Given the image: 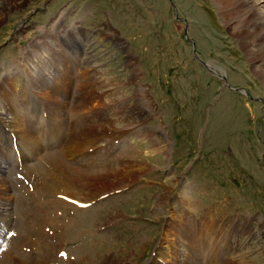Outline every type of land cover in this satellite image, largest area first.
Segmentation results:
<instances>
[{
    "label": "rangeland",
    "instance_id": "obj_1",
    "mask_svg": "<svg viewBox=\"0 0 264 264\" xmlns=\"http://www.w3.org/2000/svg\"><path fill=\"white\" fill-rule=\"evenodd\" d=\"M236 4L26 0L23 8L7 14L0 25V82L14 76L23 90L20 102L26 97L35 101L29 68L49 81L71 70L70 94L59 96L66 104L59 118L61 144L44 147L62 155L57 169L50 171L59 177L58 191L63 187L68 199L89 202L74 201L75 212L63 203L57 209L44 207L43 214L53 220L61 214L67 221L75 219L77 234L86 227L93 231L88 239L65 242L70 231L51 228L61 236L51 239V249H62L70 259L83 253L89 264H99L104 256L115 264H160L152 260L161 259L155 254L159 250L173 251L175 264L186 259L187 264H264V81L253 72V65L264 64V55L255 53L251 61L246 52L243 41L253 44L255 39L244 33ZM231 19L233 24H227ZM19 23L24 30L17 31ZM49 33L64 41V36H77L79 43L62 51L68 66L63 70L40 46ZM36 51L39 61L26 64L25 57ZM89 57L93 77L85 63ZM205 63L221 68L226 84ZM86 83L103 88L92 105L88 96L95 89H87ZM104 85L113 88L105 99ZM35 104L39 133L46 125L45 113L41 116L45 108L39 100ZM5 137L8 141L1 143L8 173L16 180H9L15 217L19 188L41 208L53 195L39 185L47 163L31 161L25 176L15 159L14 140ZM70 138L72 152L65 146ZM83 154L86 160L80 159ZM37 184L43 192L35 194L32 186ZM182 186L185 195L178 189ZM180 213L189 229L177 218Z\"/></svg>",
    "mask_w": 264,
    "mask_h": 264
},
{
    "label": "bare ground",
    "instance_id": "obj_2",
    "mask_svg": "<svg viewBox=\"0 0 264 264\" xmlns=\"http://www.w3.org/2000/svg\"><path fill=\"white\" fill-rule=\"evenodd\" d=\"M25 5H26V0H0V25L3 23L2 21L5 20V17L9 12H12L13 10L21 9ZM236 6L237 8H239L238 11L236 12H240L239 19L241 18L243 21V23L241 24H246L245 29L247 32L244 31L243 32L249 35L248 37H250L251 40L255 39L253 44H250L252 42H249L250 40L248 39L244 40L242 43L243 46L246 48L245 50L250 56L251 61H253L255 59L254 58L255 53L264 55V12H260V13L258 12V10L264 9V0H237ZM232 22L233 20L231 19L229 20V22L227 21V24H233ZM23 25L24 23L23 24L19 23L15 26V28L17 29V31H22L25 29V27L23 28ZM59 33L61 32L59 31L58 34ZM77 34L79 35L80 33ZM50 36H51L50 33L45 34L42 37V44L40 46L42 47V51H46L47 54L49 55V58H51L54 63L57 62L56 63L57 66L62 67L61 70H63L64 67H68V66L67 65L65 66V60L62 51L68 52L69 43H71L73 46L76 43L78 44L79 42L77 36L76 35L64 36L65 41L64 38L62 39L57 35L53 37ZM34 49L37 50V48ZM25 58L27 59L26 64L29 62L32 64L33 60L39 61L38 51H36L31 56H27ZM85 63L88 69L95 68V66L92 65L94 64V61L92 60L91 57L86 59ZM205 64H206L205 65L206 68L209 70V72H211L213 76L218 78V80L225 82L226 84V81H224L226 79L225 76L226 74L221 68L210 63H205ZM253 66H254L253 67L254 75H257L264 81V64L260 66H256V65ZM32 70L33 69L29 68L27 72H28L29 84L31 85L30 88L32 89L29 91L32 92L33 95L32 97H35L34 102H31V99L29 97L25 98V103L20 102L18 100V99L21 100L20 96L23 94V90H18L19 89L17 85L18 82L14 76L5 77V79H3L2 82H0V134L2 136V137L0 136V249L2 245H4V247L0 250V264H74V262L75 264H89L85 260L86 257L83 255V253L81 254L80 252H78V254L75 256V259L73 256H72L73 259L71 257V259L74 262L69 261L71 259L68 257V254H64V256H62L61 254V252H63L62 249H59L57 253V251L54 248L51 249L52 246L50 247V242L51 239L53 238L59 239L61 237L59 232L68 231V230L70 232L69 233L66 232L68 236L66 237L65 242L66 241L72 242L78 238H82L83 236L86 237V239H88L89 237L88 234L90 232L92 233L93 231L92 227L90 228L86 227L87 229L81 232V234L79 233L77 234L75 233V229H74L76 225V222L74 221L75 219L73 220V218H71L70 220L67 221L66 217H63L66 214L64 215L61 214L58 215L59 218H55V220H53L51 216H48V213H46V216L45 214H43L45 213L44 207H47V209H52V208L57 209V206L63 203L65 204V209L68 208L70 212H75L74 208L75 205L77 204L74 205L75 203L74 201H77L78 205L79 203L85 205V203L87 204L89 202L86 200L80 201V200L68 199L67 198L68 191L63 187H61L62 190L61 192L58 191L56 183L59 181V177L50 171L57 169L56 163L60 164V160L58 158L62 157V155L61 153H56L55 150H52L50 153L49 151L46 152L44 147L48 142L51 145L54 144L57 145L58 143L61 144L60 142L62 140L61 141L59 140V134H58L59 133L58 130L60 126L59 118L62 109L66 107V104L61 99H59V96L61 97L63 96L67 98L69 96L68 94H70V89H71L70 81L72 80L70 76L71 70L69 69L70 72L68 73V70L64 69L63 76L57 75L54 77L52 81H49V79L46 76L40 75V73H36V71H32ZM93 75H96L94 69L92 70L90 76L93 77ZM58 83H61L60 85L61 87L57 86ZM94 86H95L94 84L93 86L88 85V83L85 84V87L87 89L91 87L94 88ZM104 86H105L104 88L105 90L103 91V93H106L107 95L103 97V99L107 98L113 90L112 87L106 85ZM100 88L103 90L102 87L96 86L94 88L95 89L94 93L89 92L90 95L88 96V101H89L88 103L90 105H92L91 104L92 102L94 103L98 101L97 95L95 93ZM38 100L40 101V103H42L41 106H44L43 108H45L44 110H42L41 116H44L43 113H45L44 122L46 123V125L43 126L44 130L42 127V130L39 131V133L36 130V122H34L35 121L34 109L38 105L35 104L34 106H32V103H35ZM4 135L9 136L11 140H14L13 142L15 143L16 146L15 154L17 157L15 159L16 160L18 159L20 166L24 167L25 171L27 170L26 169L27 164H30L31 161H35L36 162L35 164H40V162L47 163L48 169L46 173L43 172L45 173V175H43V173L42 175L39 173L40 178L39 176L38 178L41 179L39 181V185L41 184L44 185L41 187L45 189L44 190L45 193H50L51 195H53V197H55V198L51 197L50 200H45L42 203V208H41V203L37 204V202L34 201L31 202L25 199L27 198V196L30 197V195L29 193L26 194V191L23 190L21 186L22 189L17 188L18 189V191L16 192L17 197L15 196L16 197L15 199L16 204L14 203L15 204L14 212L16 215L15 217H13V215L11 214L13 208L11 207L10 203L12 202V200H14L13 199L14 196L11 193V187H9V180L10 179L13 180L14 178H10V174L8 173L9 165H8V161H6L8 160L7 151L5 153V151L2 149L4 147L2 146L1 143L2 140L8 141V139ZM73 145L74 144L72 138H70L68 142L65 143V146L67 147V149L70 150V152H72V149L74 147ZM89 155L90 154L88 153L86 154V156ZM82 157H84V154L80 157V159ZM81 160H86V158H83ZM49 165L52 167H49ZM33 167L34 166H32V168ZM27 171L25 176H27ZM37 173L38 172H36V175ZM6 175L8 176L7 179L5 178ZM32 176L33 175L29 176V178ZM35 178L38 179L36 176H34V179ZM13 184L15 185V183ZM39 185L32 186L33 189L36 191L35 194L39 192H43V189L39 188L40 187ZM48 186L50 187L49 189L45 188ZM69 187L72 188L73 186H69ZM94 187L95 186H92V189ZM26 189L28 190V188ZM178 189L181 193H183L185 191V186L179 187ZM81 190L85 191L87 194H90V190L87 187L86 188L83 187L81 188ZM76 192L77 190L75 192H71L70 197L74 198L73 196L76 194ZM56 196H60L62 197V199L61 198L57 199ZM66 199L68 201H66ZM55 212H57V210H55ZM49 213L52 212L49 211ZM185 216L186 215L182 213L177 214V218L180 219L182 222H184L187 229H189L188 226H190V223L187 222ZM12 217L14 221L13 223L11 220ZM48 227L50 228V230H52L51 228H57L59 232L57 233L53 230L52 232H46L45 228ZM213 245L214 244H212L211 246L209 244V247L212 248ZM155 254L157 256L159 255L161 256L160 257L161 259H158L156 257L152 259L153 262L155 263L157 261L159 262L161 261L160 264H175L174 260L176 262L178 261L177 256L173 251L170 252L168 250L166 251L159 250L155 252ZM95 258L97 260L98 257ZM95 258L91 260H94L95 262ZM99 264H115V263L112 262L111 259H109V257L104 256V258H102ZM118 264L121 263L118 262ZM184 264H187V259Z\"/></svg>",
    "mask_w": 264,
    "mask_h": 264
}]
</instances>
